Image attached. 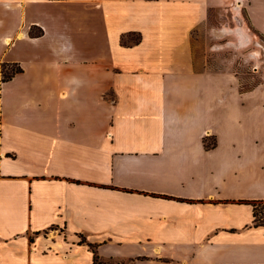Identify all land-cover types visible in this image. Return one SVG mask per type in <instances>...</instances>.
<instances>
[{"label":"crops","instance_id":"0c3cea01","mask_svg":"<svg viewBox=\"0 0 264 264\" xmlns=\"http://www.w3.org/2000/svg\"><path fill=\"white\" fill-rule=\"evenodd\" d=\"M228 11L264 40V0H0V264H264L258 85L192 37Z\"/></svg>","mask_w":264,"mask_h":264},{"label":"rangeland","instance_id":"374dc122","mask_svg":"<svg viewBox=\"0 0 264 264\" xmlns=\"http://www.w3.org/2000/svg\"><path fill=\"white\" fill-rule=\"evenodd\" d=\"M239 20L243 19L240 17ZM237 25L238 20L229 11L227 15L214 13L206 25H202L192 34L196 54L199 58H207V65L212 69L224 68L242 72L246 103L252 95L251 88L258 85L255 94L259 102L254 108H264V40L245 20L241 24L244 25L245 41L240 40L241 44L235 45L236 33L229 28ZM215 27L225 29L217 31ZM13 68L12 64H0V78ZM109 264L113 262L109 261Z\"/></svg>","mask_w":264,"mask_h":264},{"label":"trees","instance_id":"16d2710c","mask_svg":"<svg viewBox=\"0 0 264 264\" xmlns=\"http://www.w3.org/2000/svg\"><path fill=\"white\" fill-rule=\"evenodd\" d=\"M31 34H39L40 31H30ZM2 64V63H0ZM5 64H12L14 66L10 72H5L2 77L0 78V83L10 79L15 73L20 72L22 69L17 63H5ZM250 203L252 204L253 209V225H263L264 226V199L259 200H251ZM80 242H84L88 245V247L92 250L93 253V264H109V261L102 262L99 260L98 254L96 252V244L87 241L83 236L80 237Z\"/></svg>","mask_w":264,"mask_h":264}]
</instances>
